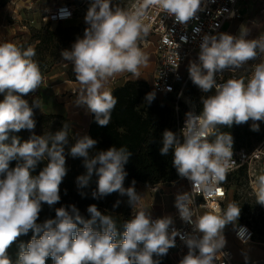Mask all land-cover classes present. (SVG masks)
<instances>
[{"label":"clouds","instance_id":"9594fccd","mask_svg":"<svg viewBox=\"0 0 264 264\" xmlns=\"http://www.w3.org/2000/svg\"><path fill=\"white\" fill-rule=\"evenodd\" d=\"M207 2L136 0L130 9H125L113 5L112 0H92L84 17L87 27L83 37H78L70 50L60 51L62 61L66 66L71 64L80 85L74 104L85 107L99 126L107 127L118 100L105 90L106 83L125 72L138 79L139 69L147 64L148 56L140 42L149 34L150 25L144 23L148 10L156 8L187 27L206 9ZM60 15L66 18L70 13L62 9ZM229 16H235V12H229ZM250 31L241 25L238 35L216 32L202 36L198 61L189 62L188 73L201 93L214 89V94L201 96L199 113L194 108L185 113L179 134L167 129L162 133L160 154L167 156L171 151L179 177L192 183L191 192L175 196L179 218L192 226L191 232L183 234L172 227L170 215L152 219L149 211L134 210L142 198L135 189L136 181L124 186L128 175L125 165L132 152L112 146L93 154L98 141L87 134L76 135L68 152L72 158H82L86 169L76 178L80 195H86L82 190L95 176L92 197L100 199L112 193L126 196L132 208L131 219L122 224L121 234L114 219L92 204L87 208L90 219H85L75 205H69L56 208L55 218L38 223L42 204L52 207L61 200L60 185L68 173L65 147L69 145V125L48 135L33 132L23 143L17 136L11 138V144L4 143L10 132L35 128L33 109L39 108V103L34 100L30 106L21 97L36 91L43 76L33 59L36 53L32 47L23 49L12 42H0V93H5L0 102V264H46L49 257L53 264H160L159 258L176 247L177 236L188 249L179 264H216L219 255L227 256L223 251L227 243L224 229L228 224L236 228L240 206L235 202L224 209L215 205L196 215L194 194L206 197L214 193L231 169L234 139L230 132H221L220 126L231 128L233 124L252 121L251 130L258 132L257 122L264 121V34L249 38ZM194 32L200 29L194 28ZM258 58L260 62L252 66L247 82L235 76L218 82L226 71L235 73ZM177 68L175 63L172 69ZM154 99L155 92H150L145 102L151 104ZM11 161L17 163L10 169ZM42 161H47L46 166L33 175ZM254 191L256 203L264 206V171L255 178ZM120 203L117 200L113 207ZM30 231V241L19 245L13 262L8 249ZM237 236L242 243H248L246 228L239 227ZM244 256L247 261V254Z\"/></svg>","mask_w":264,"mask_h":264},{"label":"trees","instance_id":"16d2710c","mask_svg":"<svg viewBox=\"0 0 264 264\" xmlns=\"http://www.w3.org/2000/svg\"><path fill=\"white\" fill-rule=\"evenodd\" d=\"M9 0H1V4L5 5ZM87 27L84 22H77L76 24H70L65 27L64 32L60 34V38L57 39L54 32H48L38 41V44L34 47V50L38 54L49 52L50 57L60 59V51L62 49H71L72 44L78 37H83L84 29ZM32 35V33H31ZM33 36H30L27 40L29 44ZM188 87L192 93H195L198 97L208 96L210 93H201L199 88L195 86L192 81L189 82ZM149 84L145 81L128 79L124 84L114 87L110 90L118 103L114 110L111 112V120L107 127L99 126L94 119V115L91 113V119L88 125L87 135L97 140L96 149L92 150L94 154L99 150H107L112 146L126 147L132 152L128 163L125 165V171L128 173L124 186L129 187L133 180L137 184L143 185H156L160 183H173L181 177H179L176 169L172 164L171 151L167 156L160 154V148L162 147V133L164 130H171L176 133V113L175 109L168 106L158 96L155 95V99L151 104L145 102L146 94H148ZM213 90V94H214ZM168 96V95H167ZM3 99L0 93V102ZM202 110V104H199L198 112ZM33 119L35 120L34 131L38 132V135H48L49 133H55L61 130L64 124L69 125L68 133L71 129L72 122L69 118L63 114H46L44 112H36ZM50 119H59L54 124L49 125ZM247 123L242 125H235L231 128L220 126L221 132H230L234 139V148H239L243 145L249 136ZM31 131L22 129L19 132H10L9 139L4 143L11 144V138L13 136L21 138L25 137ZM211 139V138H210ZM75 143L74 137L69 133V145L65 147L66 167L68 173L60 185L61 200L59 203L52 207L47 204H42V211L39 214L38 223L44 222L46 219L55 218V209L61 206L75 205L80 214H85L86 218H91L87 212L89 205L95 204L102 213L110 215L116 222L118 232L123 233L124 229L122 224L125 222L120 215L114 213L113 205L116 203L115 196L112 193L106 197L100 199H94L91 195L92 191L96 188V177H93V181L90 186L83 189L86 193L85 196L80 195V191L77 188L76 178L77 176L84 174L86 169L83 167L82 158H72L68 152L72 144ZM17 161H11L9 168H14ZM47 161L40 162L33 175H38ZM245 168H241L231 175L242 176ZM246 172V171H245ZM231 175L228 176V180L232 179ZM2 178V177H0ZM237 179V178H236ZM127 202V197H126ZM130 208V205H128ZM132 209V208H131ZM131 212V210H130ZM33 233L30 231L27 235H21L8 249V255L15 262L17 254L19 252V245L24 243L25 245L30 241ZM122 236H118L121 239ZM155 258V257H154ZM160 264H173L168 256L160 257ZM46 264H53L52 259L49 257L46 260Z\"/></svg>","mask_w":264,"mask_h":264},{"label":"rangeland","instance_id":"374dc122","mask_svg":"<svg viewBox=\"0 0 264 264\" xmlns=\"http://www.w3.org/2000/svg\"><path fill=\"white\" fill-rule=\"evenodd\" d=\"M41 5L37 9H31L29 11L18 12L17 15L22 22H28V30L32 33L33 36L31 42L29 44L21 43L23 49H27L28 47H34L38 44V41L48 32H54L56 34L57 39H59L60 34L64 32L65 27L70 24H76L77 22H84V17L87 13V10L92 3V0H40ZM113 5L119 4L121 7L125 9H130L133 3V0H112ZM62 4H70L74 7V17L71 20L64 22H46L44 20L45 15L49 14L52 9L62 5ZM11 9H8L9 13ZM11 18V19H10ZM7 18L9 22L13 21V17ZM239 25L238 21L229 22L225 25L222 32H235ZM24 29V30H27ZM156 38V35L149 31L147 37L144 38L142 42H140V47H146L148 53V61L156 62V55L154 51V45L152 41ZM36 53V52H35ZM33 59L38 63L42 76L43 82L40 87L34 91L30 92L27 95L22 96V99L28 101L29 105L32 106L33 101L36 100L39 103V108H34V115L36 112H44L46 114H63V112L68 111L69 117H75L78 115V121H71L72 126L69 133L76 140V135L83 136L86 134V108H81L77 113L70 112L68 101L70 99H76V93L68 90L69 80H76L75 74L72 70L71 64L66 66L65 62L62 59H56L54 57L49 56V52H44L43 55L36 53ZM255 61H250L249 64L245 65L244 68L240 70H244L247 74L252 64ZM120 74L117 75L116 79L112 82L111 78L108 80L105 85V88H110L115 84H118V80ZM119 77V79H118ZM151 81L149 83L148 93L154 92L151 87ZM191 79L189 80V82ZM109 83V84H108ZM112 83V84H110ZM214 90V89H213ZM209 92L210 95L213 94ZM160 100L166 103L168 106H171L175 109L176 98L172 95L162 96L156 94ZM5 93H1L2 99H4ZM202 96V95H201ZM200 97H198L195 93H192L187 88L186 92L179 100V109L180 114L185 115L186 112L194 110L197 111L200 104ZM176 113V112H175ZM59 121V119H50L48 124L52 125L55 121ZM251 123L249 121L248 132L249 136L244 142L248 148H253L259 144L264 143V121H258L260 125V130L258 132L251 130ZM33 132L38 135V132L31 130L25 137L21 138L22 142L29 139V137L33 134ZM254 167V166H252ZM256 167V166H255ZM246 171V172H245ZM245 171L242 176H233L231 175V180L229 179V191L225 201V206L227 207L228 203L235 202L241 208L240 217L237 221V224L240 222L247 223L253 230L254 236L251 242L244 244L238 241L234 235L235 228L232 224H228L224 229V236L226 239V248L231 249L235 254L236 262L239 264H246L249 262H257L260 261L259 264H264V206L256 203V196L254 191V181L255 178L261 173L258 168L256 171L252 168L251 175L248 170L245 168ZM237 178V179H236ZM140 185L136 186L135 189L138 194H140L139 190ZM146 188V196L148 197L146 203L140 200L137 208L134 210H139L143 208L151 213V216L158 215L161 212L165 213V216H171L174 222H177V218L175 217V196L177 193L187 192V186L184 180L181 178L173 183H160L156 185H144ZM115 196V200L121 201L118 207H115L114 213L121 216L124 221L131 219L132 217V209L129 208V204L126 202V196H120L119 193H113ZM141 195V194H140ZM131 210V212H130ZM85 219V214H82ZM247 254V261L245 260L244 254Z\"/></svg>","mask_w":264,"mask_h":264},{"label":"built area","instance_id":"2783aa9c","mask_svg":"<svg viewBox=\"0 0 264 264\" xmlns=\"http://www.w3.org/2000/svg\"><path fill=\"white\" fill-rule=\"evenodd\" d=\"M241 2L242 0H214V2L213 0H208L206 9L197 14L198 19L189 21L187 27L176 23L173 18L168 17L166 13L160 12L156 8L148 10V16L144 20V23L150 25L149 31L157 36L153 51L156 55V67L151 87L156 94L162 96L172 95L176 98V133L178 134L186 119L185 115L180 114L178 103L188 88L190 80L188 73L189 62L194 60L198 61V53L200 50L199 45L204 34L222 32L227 22L241 18ZM134 3H136V0H133L132 5ZM62 9L66 10L70 15L66 18H61L60 13ZM221 9H227L228 11L221 13ZM74 11L75 9L72 5L62 4L52 9L49 14L45 15L44 20L46 22L57 23L68 21L74 17ZM232 11L235 12V16L230 17L229 12ZM215 25H218V27L213 29V26ZM194 28H199L200 32H194ZM259 62L260 60L258 58L255 63ZM175 63H178V68L173 70L172 66ZM255 63H253L252 66ZM252 66L247 74H245L246 72L244 70L240 69L235 73L226 71L224 73V79L220 80L218 78V82L222 83L233 76L238 79H244L245 82H247V78L251 75ZM241 168H246L250 175L252 168L255 171L256 168H258L260 172L264 171V143L253 148H248L246 146L234 148L233 146V163L231 169L227 173L226 180L217 185V190L214 191V193L209 194L206 197L202 193L194 194L195 205L193 207L196 215H202L205 211H209L211 207L215 205H219L222 209L226 208L225 201L229 191L228 176ZM182 179L187 186V192H191L192 183L186 178ZM175 217L177 218V222H174L172 227L177 229L181 234L192 231V226L184 223L179 218L178 210L176 208ZM157 218L160 217L152 216V219ZM239 227L247 229V235L249 236L248 243L251 242L254 232L252 228L244 222L238 223L235 228L234 235L236 239L241 242L237 236ZM187 251V247L179 236H177L176 247L169 249L167 256L173 264H179V261L187 254ZM223 251L228 253V255L225 257H223L222 254L219 255L216 264H239L236 262L235 254L231 249L225 247ZM259 263L260 261H255L246 264Z\"/></svg>","mask_w":264,"mask_h":264},{"label":"crops","instance_id":"0c3cea01","mask_svg":"<svg viewBox=\"0 0 264 264\" xmlns=\"http://www.w3.org/2000/svg\"><path fill=\"white\" fill-rule=\"evenodd\" d=\"M1 1V0H0ZM39 4L41 5L40 0H9L5 5H2L0 2V42H12L14 44L21 45V43L25 44L28 40V38L31 36V32L27 29L28 28V22H22L20 18L18 17L17 13L18 12H24V11H29L31 9H37L39 7ZM242 6V16L241 18L234 19L233 21L229 22H234L238 21L239 25L237 27V30L235 32H230L227 31V33L232 34V35H238L239 30L241 25L247 26L251 31L249 38H256L260 34H264V0H242L241 2ZM8 9H11L12 13L8 12ZM13 17V21L9 22L8 20L6 21L7 18ZM11 19V18H10ZM227 22V23H229ZM226 23V24H227ZM225 24V25H226ZM27 27V28H26ZM225 27V26H224ZM27 29V30H24ZM157 39L156 38L152 41L153 45ZM141 49L145 52L146 55H148L147 48L144 46L141 47ZM156 67V62L154 61H147V64L145 66H142L139 71H140V78L136 79L134 78L131 73H121L118 77V84H115L114 86L110 88H105V90H112L114 87L119 86L124 84L128 79H133V80H140V81H145L148 84L150 83V80H153V74L154 70ZM118 75V74H117ZM117 75L111 77V81L113 82ZM70 86H68V90L77 93L80 85L77 82V80L68 81ZM152 82V81H151ZM109 84V83H108ZM112 84V83H110ZM107 85V84H106ZM68 107L70 112L77 113L81 108L83 107H78L74 104V100L70 99L68 102ZM69 112H63V115L67 116L70 121H78V115L76 114L75 117H69ZM91 119V113L87 111L86 109V134L88 132V125ZM140 190V194L142 197V200L146 203L148 200L145 192L146 188L144 187L143 184H137ZM156 217H164L165 213L161 212L158 215H154Z\"/></svg>","mask_w":264,"mask_h":264}]
</instances>
